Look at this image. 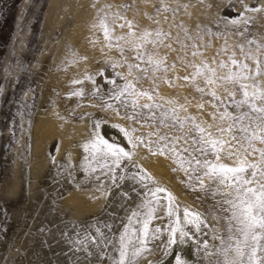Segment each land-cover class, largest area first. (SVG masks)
I'll return each instance as SVG.
<instances>
[{"label":"rangeland","instance_id":"obj_1","mask_svg":"<svg viewBox=\"0 0 264 264\" xmlns=\"http://www.w3.org/2000/svg\"><path fill=\"white\" fill-rule=\"evenodd\" d=\"M244 4L259 7L264 6V0L258 3L257 0H243V3L241 0H163V4L162 0H0V264H85V254L73 251L67 237L83 232L90 223L102 226L103 222L111 221L109 213L124 218L125 209L117 205L123 203L126 208H132L137 203L130 180L118 181V188L105 180L100 190L96 187L98 182L90 179L83 168L84 158L88 156L83 144L91 136L94 119L106 121L101 131L110 142L112 135L119 136L112 124L128 126V121L120 119L112 109H102L96 96L87 94L95 85L84 79L86 74L102 70L104 78L96 76L95 83L107 92L110 86L104 84V79L113 72L109 64L123 63L119 49H109L102 30L95 26L102 15L100 10L105 5L112 6L105 9L108 23L112 25V14L119 12L132 22L138 36L144 29L157 27L171 33L162 44L147 45L149 52L158 54L157 58H166L167 72H158L154 81L145 78L137 87L151 90L158 85L153 93L158 102L175 99L173 106L181 116L186 113L179 106L185 105L188 114L196 116L204 126L213 124L215 132L208 97L201 100L193 81L183 77L195 71L188 64L228 62L234 51L240 59L242 54L237 46L244 44L247 50L249 40L264 45V11L245 12ZM156 8L161 9L159 14ZM173 9L177 11L173 13ZM240 13L245 19L253 17V21L245 25ZM233 19L241 22L233 25ZM119 23L123 21L115 24L114 35L132 39L127 36L129 29H121ZM208 30L213 34H207ZM186 33L194 39L188 40ZM177 37L188 45L186 49L177 42ZM120 43L125 49L130 46L124 41ZM251 47L255 52V45ZM223 48L227 51H222ZM193 51L202 54L193 57ZM124 55L135 63L133 52L126 50ZM115 71L127 77L126 67H117ZM226 73L227 69H223L220 75ZM260 79L264 81V77ZM73 80L83 83L74 84ZM116 81L123 82L119 77ZM225 87H217V94L226 97ZM81 88L85 90L84 96L70 95ZM145 102V98L140 99V103ZM200 103L204 104L203 109L197 107ZM216 115L218 119L219 113ZM136 127L137 136L153 131ZM134 161L174 196L182 221L187 206L203 214L210 227L218 226L223 233V222L209 214L215 204L211 195L187 187L184 171L173 170L178 165L170 155H153L147 147L140 146ZM136 187L143 191L139 185ZM121 190L128 197L117 196ZM165 223L157 219L152 226ZM92 234L95 235L94 230ZM201 239L219 245L218 240L207 236ZM189 246L191 260L200 264L203 253L196 255V244L191 240L181 246L183 253L187 254L185 248ZM161 256L156 250L139 264L159 261ZM170 259L166 264H174ZM92 264H96L94 257ZM203 264H207V259Z\"/></svg>","mask_w":264,"mask_h":264},{"label":"snow or ice","instance_id":"obj_2","mask_svg":"<svg viewBox=\"0 0 264 264\" xmlns=\"http://www.w3.org/2000/svg\"><path fill=\"white\" fill-rule=\"evenodd\" d=\"M110 7L105 5L100 10L102 15L95 26L102 30L109 49H119L123 63L113 61L109 64L113 72L104 79V84L110 86L107 92L95 83L96 76L104 78L102 70L92 75L86 74L84 79L95 85L93 91L87 94L96 96L102 109H112L120 119L128 121V126L112 124L111 127L117 130V135L122 139L110 142L105 138L106 133L101 131L106 121L94 119L91 136L83 144L88 153L83 168L90 179L98 182L96 187L100 190H103L105 180L111 181L112 186L117 188L120 187L118 181L130 180L137 203L132 208H126L123 203L117 205L125 209L124 218L109 213L113 219L103 222L102 226L90 223L83 232L77 231L72 237H67L65 232L67 242L73 251L85 254V264H92L93 257L96 264H139L141 259L156 250L162 253L161 259L149 261V264H166L169 257L174 264H196L183 253L181 247L190 240L196 244V255L203 253L200 264L205 259L207 264H264V147L257 146L264 145V81L260 79L264 77V45L249 40L247 50L244 44L237 46L242 54L240 59L236 58L234 51L228 62L222 60L215 64L213 60L212 63L202 61L199 65H186L194 67L195 71L183 79L193 81L201 100L207 96V102L213 108L210 114L215 121L213 132V124L204 126L203 122H198L196 116L187 113L185 105L179 106L186 113L181 116L173 106L175 99L158 102L153 94L158 90V85L151 90L137 87L141 80L149 78L154 81L158 72H167L166 58H157L158 54L149 52L147 45L155 47L162 44L171 33L157 27L154 30L144 29L138 36L132 22L119 12L112 14L113 23L110 25L105 10ZM243 7L245 12L264 11V6L250 7L244 4ZM155 11L159 14L161 9L156 8ZM175 11L177 9H173V13ZM239 15L245 25L254 19H245L243 13ZM118 21H123L119 27H127V36L132 39L125 40L124 35H114V26ZM240 22L231 20L233 25ZM155 23L159 25V21ZM244 31H247V27ZM207 34L213 33L208 30ZM240 34L243 35V32ZM186 38L194 39L187 33ZM121 41L129 44V48L125 49ZM177 42L182 48L188 47L178 37ZM252 45L256 47L255 52ZM168 47L171 48V45ZM126 50L134 53L135 63L124 55ZM222 51L226 52L227 48ZM201 54L199 51L191 53L193 57ZM117 67H126L127 77L132 79L115 71ZM171 67L174 68L175 64ZM223 69H227V73L220 75ZM116 77L123 82L118 84ZM73 83L82 84L83 80H73ZM217 87H225L228 95H218ZM85 94L81 88L70 95L82 97ZM141 98H145L146 102L140 103ZM197 107L203 109L204 104L200 103ZM136 125L152 128L153 131L137 136ZM140 146L147 147L153 155H170L178 165V169L173 170L184 171L187 187L193 191L198 188L211 195L215 204L209 214L223 222V233L218 226L210 227L203 214L187 206L183 209L181 220V210L174 202V196L135 163L134 157ZM224 160L232 163H225ZM136 185L143 191L138 190ZM161 193L164 195L161 196ZM117 196L128 197V193L121 190ZM157 219L167 223L152 226ZM202 236L218 240L219 245L209 244L208 240L201 239ZM174 247L177 249L175 253Z\"/></svg>","mask_w":264,"mask_h":264},{"label":"bare ground","instance_id":"obj_3","mask_svg":"<svg viewBox=\"0 0 264 264\" xmlns=\"http://www.w3.org/2000/svg\"><path fill=\"white\" fill-rule=\"evenodd\" d=\"M112 137H113V139H115V140H117V141H121V136H116V135H112ZM125 143H126V141H124ZM175 248V247H174ZM176 249V248H175ZM176 250H174V252H175ZM185 251H186V253H187V255L189 256V258L191 259L192 258V251H191V247L189 246V247H187V248H185ZM170 260H172V259H170ZM172 262V261H171ZM166 263H168V262H166ZM170 263V262H169Z\"/></svg>","mask_w":264,"mask_h":264}]
</instances>
